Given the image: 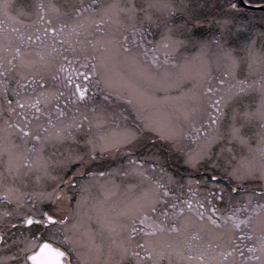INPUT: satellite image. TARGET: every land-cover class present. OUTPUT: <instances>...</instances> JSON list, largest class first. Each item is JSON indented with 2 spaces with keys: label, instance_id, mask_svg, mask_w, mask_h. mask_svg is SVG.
I'll return each instance as SVG.
<instances>
[{
  "label": "snow or ice",
  "instance_id": "snow-or-ice-1",
  "mask_svg": "<svg viewBox=\"0 0 264 264\" xmlns=\"http://www.w3.org/2000/svg\"><path fill=\"white\" fill-rule=\"evenodd\" d=\"M244 3L0 0V264H264V24Z\"/></svg>",
  "mask_w": 264,
  "mask_h": 264
},
{
  "label": "rangeland",
  "instance_id": "rangeland-1",
  "mask_svg": "<svg viewBox=\"0 0 264 264\" xmlns=\"http://www.w3.org/2000/svg\"><path fill=\"white\" fill-rule=\"evenodd\" d=\"M23 2H28V0H23ZM200 3L202 4V5H204L203 3H204V0H200ZM224 3H225V0H218V2H217V9H213V7L215 6V4H216V1L214 0V1H212V0H210V2H209V5L207 6L206 5V7H203V14H205V15H208V14H210V13H215V12H217L218 10H219V7L220 6H223L224 5ZM247 7V8H246ZM246 7H244L243 6V9H244V15L257 27V28H259L260 27V25H262V24H264V8L263 7H253V6H246ZM5 18H4V16L3 15H0V20H4ZM24 19H34V17H24ZM204 27L205 28H208L209 26L208 25H204ZM179 91V89L178 88H171L170 90H168V91H165V90H163V89H157V90H154V95L156 96V97H158V98H160V103H161V105H163L164 103H165V101L163 100V98L165 97V96H175L176 94H177V92ZM120 103L121 104H124L125 103V101H120ZM253 143H255V140H253ZM106 159H111V158H106ZM99 170H101V171H106V169L105 168H101V169H99ZM188 171H191V176L190 177H186V179L187 178H190V179H192V180H201V181H203L205 178H206V173H205V170H204V168H201V169H198V170H188V169H186V168H184L183 166H178L177 167V173H179V174H184V173H186V172H188ZM116 180H117V182H120L121 180H122V178L121 177H119V176H117L116 177ZM124 183H127L128 181L127 180H124L123 181ZM200 189H201V192L204 190V189H207V190H209V191H211V188H210V186H208V185H201L200 186ZM254 203H255V201H254ZM92 227L93 228H96V227H98V225L96 224V222L95 221H93L92 222ZM105 235H107V234H105ZM100 242V240L98 239L97 240V243H99ZM104 243H105V245H107V243H108V241H107V239H105L104 240ZM56 245H58V244H56ZM55 245V246H56ZM59 246V245H58Z\"/></svg>",
  "mask_w": 264,
  "mask_h": 264
},
{
  "label": "flooded vegetation",
  "instance_id": "flooded-vegetation-1",
  "mask_svg": "<svg viewBox=\"0 0 264 264\" xmlns=\"http://www.w3.org/2000/svg\"><path fill=\"white\" fill-rule=\"evenodd\" d=\"M212 1H214V0H212ZM215 1H216V4L213 7V9H217V2H218V0H215ZM209 2H210V0H204V3H203L204 4V7H206V5L208 6L209 5ZM251 3H255V2H251ZM78 82L81 83L82 86L85 83V81H83L82 78ZM9 254H10L9 253V250L0 247V257H7ZM12 254L13 255L15 254L14 251L12 252ZM7 264H12V262L11 261H8Z\"/></svg>",
  "mask_w": 264,
  "mask_h": 264
},
{
  "label": "trees",
  "instance_id": "trees-1",
  "mask_svg": "<svg viewBox=\"0 0 264 264\" xmlns=\"http://www.w3.org/2000/svg\"><path fill=\"white\" fill-rule=\"evenodd\" d=\"M249 2V0H247ZM251 2H255V3H263L264 0H251Z\"/></svg>",
  "mask_w": 264,
  "mask_h": 264
},
{
  "label": "water",
  "instance_id": "water-1",
  "mask_svg": "<svg viewBox=\"0 0 264 264\" xmlns=\"http://www.w3.org/2000/svg\"><path fill=\"white\" fill-rule=\"evenodd\" d=\"M260 7H264V5H261Z\"/></svg>",
  "mask_w": 264,
  "mask_h": 264
}]
</instances>
